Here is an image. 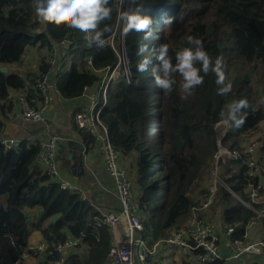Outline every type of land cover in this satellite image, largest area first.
<instances>
[{"label": "trees", "instance_id": "obj_1", "mask_svg": "<svg viewBox=\"0 0 264 264\" xmlns=\"http://www.w3.org/2000/svg\"><path fill=\"white\" fill-rule=\"evenodd\" d=\"M130 11H139L153 18L154 38L142 39L143 33L132 32L124 38V52L129 59V79L120 77L108 84L106 104L100 119L107 128L109 141L122 156H137L135 186L143 223V235L150 240L168 236V230L178 229L195 204L193 191L196 182L207 170L216 145L215 124L227 114V105L247 99L246 122L239 128L227 129L222 144L231 150L242 151L246 134L264 122V0H134ZM112 18L105 21L111 27L108 39L117 22V0H110ZM171 18L172 23L165 21ZM101 24L100 27H103ZM84 33L53 24H41L35 18L33 0H0V134L7 115L11 112L8 98L11 90L23 89L25 79L11 69L21 61L28 47L52 48L63 39L71 42L61 46V63L70 59L68 68L56 70L54 81L61 96L67 99L82 95L86 86H98L101 70L117 63L115 50L107 43L103 48L88 47ZM188 36L202 40L213 63L223 58L226 82L232 91L227 96L218 94L215 73L204 75V83L193 90L186 100L181 99V77L173 74L176 83L166 94L155 86L152 68L158 67L154 50L168 44L169 56L175 63V53L184 47ZM147 51L137 55L138 46ZM144 57L152 58L147 72L137 71V63ZM91 60V66L87 59ZM53 69L41 59L33 75L29 93H23L31 104L40 100L35 81L40 74ZM32 88V89H31ZM33 101H31V98ZM255 128V129H254ZM93 145L94 137L82 132ZM158 135V138L155 137ZM259 142L257 161L264 164V130L256 137ZM241 147V148H240ZM41 150L37 142L20 141L7 149L0 143V264H18L23 247L28 245L31 231L38 230L45 249L38 245L29 252L38 257L37 264H106L111 244V232L106 224L97 226L93 216L99 212L76 192L62 189L37 161ZM156 173L152 174L153 163ZM246 156L228 160L223 181L230 191L220 185L215 204L221 203L222 220L233 227L231 240H241L247 224L256 213L235 198L249 201L250 178L245 165ZM134 191V186H133ZM264 196V185L261 188ZM261 203L254 205L259 208ZM39 208L32 218L26 209ZM118 211V210H116ZM259 219V218H257ZM256 219V220H257ZM171 230V231H172ZM68 238H78L87 256L65 254L54 246ZM42 250V253L39 252ZM213 264H220L216 261Z\"/></svg>", "mask_w": 264, "mask_h": 264}, {"label": "built area", "instance_id": "obj_2", "mask_svg": "<svg viewBox=\"0 0 264 264\" xmlns=\"http://www.w3.org/2000/svg\"><path fill=\"white\" fill-rule=\"evenodd\" d=\"M134 3V0H117L119 11L117 14V29L120 36L118 39L121 38L122 42L116 47L112 45L111 47L115 50L118 61L113 68L106 67L104 70H101L104 72V75L97 87L91 88L86 86L84 88L82 95L87 96L88 105L84 110L73 113V121L77 128L81 132L94 137L103 166L113 180L115 194L120 204L118 211H99L97 215L93 216V223L97 226L106 224L111 232V244L107 253L106 264H146V261L156 252L159 246L168 245L180 249L183 254H190L188 259H191L194 264H213L221 258L219 253V234L216 231L215 223L208 216V211L216 199L219 185L223 184L218 174V164L211 171L210 176L212 181L208 189L201 195L198 194L196 196L195 204L191 206L189 215L182 225L168 236L149 244L147 238L142 233L144 227L140 218L139 202L134 195L129 172L121 165L119 161L121 153L109 141L107 128L100 119V111L106 104L108 84L116 80L119 74L125 76L126 79L130 77L129 59L124 52V38L120 35L122 23L119 14L122 10L130 11ZM113 36L114 31L109 38ZM70 42V40L63 39L60 42H55L52 46L47 61L53 69L49 70L48 73L40 74L34 84L35 89L40 92V100L32 105L24 94L18 96L20 106L18 113L21 120L40 122L44 119L43 113L50 103V92L51 90L58 91L53 79L58 65L56 53L61 46H66ZM87 64L91 66L90 58L87 59ZM119 68H121V73L118 72ZM60 140L61 138L55 134L49 135L48 139L41 144L37 161L62 189L76 192L80 195L81 199L88 200L78 183L67 179L59 172L57 153ZM17 142L18 140L16 139L0 138V143L7 149L16 145ZM256 148H258L257 141ZM241 154L247 156L245 164L250 178L264 171V167L257 161L254 148H247L244 152L231 151L225 148L221 152L223 159L226 156L227 160L236 159ZM223 163H226L225 159L222 161ZM248 186L249 201L238 197L237 200L240 204L252 209L256 213V218L248 223V225H251L257 218L264 219V196H262V184L259 181L255 184L248 183ZM257 203H261L259 208L254 207ZM95 208L97 207L95 206ZM232 231L233 227L225 228V233L229 236ZM78 241V238H68L56 244L54 249L65 254ZM232 241L234 243L238 242L236 239ZM40 249H45L44 243L41 244ZM240 253L246 255H264V242L258 240L246 243L240 250L235 252V256L237 257Z\"/></svg>", "mask_w": 264, "mask_h": 264}, {"label": "crops", "instance_id": "obj_3", "mask_svg": "<svg viewBox=\"0 0 264 264\" xmlns=\"http://www.w3.org/2000/svg\"><path fill=\"white\" fill-rule=\"evenodd\" d=\"M61 48H59L56 53L57 60H59L58 58L60 55H63L62 50L64 47L62 50ZM32 50L33 54H31ZM50 53V49H47L46 47L38 48L37 46H32V48L29 49L30 58L33 55H36L34 72L27 73L26 71L19 70L18 65L22 63L28 64V62L24 63V59H22L21 62L11 65V69L13 71L24 77L25 85L23 89L10 91L8 105H11L12 111L7 115V119L3 131L0 134V138L16 139L19 142L25 141L27 144L37 142L41 146V144H43L48 139L49 135L55 134L61 138L59 141L58 150L61 145L66 144L69 139H74L77 142H80L86 148V153L83 155V162H78V164L74 167H70L72 161L67 158V156L70 154L67 152V150L64 149L62 153H57V167L60 174L67 179L78 183L82 191H84L88 201L94 206V208L95 206L97 207L95 209L98 212L119 210L120 204L115 194L114 183L103 166L101 155L97 149V143L94 142L93 145H90L89 141L83 138L82 132L77 128L73 121V113L84 110L87 107L88 98L86 95L67 99L62 97L59 91L51 90L50 103L43 113L44 119L42 121H23L19 117L18 111L20 106L18 102V96L23 93H29V95H31L29 92V87L31 81L33 80V75L38 74V61L39 59L47 60V55L50 56ZM69 64L70 59L66 60L65 65H62V63L59 61L56 70L59 71L66 69L68 68ZM95 87L97 86L91 88ZM30 98L31 101H33V98ZM263 130L264 122L263 124H259L257 126V129L253 134L254 138H256L260 132L262 133ZM136 158L137 156L134 154H129V156L121 155L119 161L121 165L128 170L129 175L131 176L132 184L134 186V195L135 197H138V188L135 186V176L137 171ZM69 168L73 170L74 174L68 171ZM260 178L263 183L262 185H264L263 176H260ZM195 195L197 196L198 193H195ZM216 199L214 202H216ZM221 211L222 207L220 202L215 206H211L208 211V216L215 223L216 231L219 234V253L221 258L218 260L220 261V264H264L263 254L246 255L244 253H240L237 257L235 256V252L240 250L241 247L246 243L256 242L258 240L264 242V219L259 218L255 223L251 225L247 224L243 239L237 240L238 242L234 243L230 239V236L225 233V225L222 220ZM38 212L39 208L37 207L26 209V213L31 220ZM171 230L165 231V233L170 234L173 232V230ZM161 238H163V236L159 237L158 239ZM157 240L147 239L149 244L154 243ZM42 243L43 241L41 239L40 232L38 230L31 231L28 245L23 247V253L20 260L18 261V264H37L39 260L38 257L33 256L29 250L36 248ZM69 251L72 253H77L83 260L86 258L88 252L87 247L83 243H81L78 247L73 246L66 252L68 253ZM39 252L42 253V250ZM188 256H190V254H183L181 250L176 247H170L169 245L159 246L156 252L146 261V264H194L191 259H188Z\"/></svg>", "mask_w": 264, "mask_h": 264}, {"label": "clouds", "instance_id": "obj_4", "mask_svg": "<svg viewBox=\"0 0 264 264\" xmlns=\"http://www.w3.org/2000/svg\"><path fill=\"white\" fill-rule=\"evenodd\" d=\"M33 8L35 18L39 23L53 24L57 27L67 26L68 28L78 30L85 34L84 40L88 47L103 48L107 46L106 34L111 32V27L108 24H104V22L112 18L110 0H33ZM119 18L122 23L120 31L122 38L126 39L132 32L143 33L142 39L144 41H150L154 38L152 30L153 18L151 16L142 15L138 10H122ZM165 23H172V19L168 18ZM101 24H104V26L100 27ZM187 43L192 45V47H184L177 50L175 53V63H173L169 56L168 44H161L154 50L155 60L158 61V67L154 66L152 68L155 86L162 89L166 94L171 93L173 85L176 83L173 79V74L178 73L181 77L179 85L182 93L181 99L186 100L193 94L195 88L204 83V75L212 72L215 73V82L219 86L218 94L227 96L232 91V84L231 82H226L227 77L224 70L223 58L217 57L213 63L212 58L203 46L202 40L197 37L188 36ZM146 51L147 45L141 43L136 50V54L142 55ZM151 63L152 58L144 57L137 63V71L141 73L147 72ZM201 73L204 75H201ZM248 107L249 103L247 99H240L229 103L227 105V114H221L223 125L227 129L243 126L246 122V113L244 115H240V113ZM243 149H247V147L245 146ZM239 152H243V150ZM256 152L255 155L257 156ZM261 165L264 167V164ZM223 184L227 186L224 181ZM223 184L220 185L224 186ZM225 188L230 191L228 186ZM233 195L237 199L238 196Z\"/></svg>", "mask_w": 264, "mask_h": 264}, {"label": "rangeland", "instance_id": "obj_5", "mask_svg": "<svg viewBox=\"0 0 264 264\" xmlns=\"http://www.w3.org/2000/svg\"><path fill=\"white\" fill-rule=\"evenodd\" d=\"M119 13V11H118V5H117V14ZM117 26H118V17H117V22H116V25H115V28H114V36L112 37V38H109V40H108V44H110V45H112V46H114V47H116L120 42H122V39L120 38V39H118L120 36H119V31H118V29H117ZM30 48H32V47H28L27 49H26V51H25V53H24V55H23V57H22V59H24V63L25 62H28V64H20V65H18L19 66V70L21 71V70H23V71H26L27 73L28 72H34L35 71V59H36V55H33L31 58L29 57V49ZM31 54H33V50L31 51ZM122 56V55H121ZM27 57V58H26ZM48 55H47V59H48ZM125 57V56H124ZM22 59H21V61H22ZM20 61V62H21ZM40 61H41V59H39V61H38V64L37 65H39V63H40ZM117 61H118V59H117ZM64 63V62H63ZM62 63V65H65V64H63ZM12 68V67H11ZM120 70H121V68H119L118 69V72L119 73H121L120 72ZM100 74L102 75V77H103V75H104V72L103 71H101L100 72ZM120 75L121 74H119L118 76H117V78L116 79H118L119 77H120ZM260 124H263V122H261ZM255 129V128H254ZM257 129V128H256ZM255 129V130H256ZM215 130H216V145H217V148H216V150H215V152H214V155H213V158H212V160H211V162H210V164H209V167L207 168V170L206 171H204V173H203V175H202V177L196 182V184H195V189H194V191H193V197H194V199L196 200V195H195V193H198L199 195H201L202 193H204L207 189H208V187H209V185H210V183H211V181H212V178H211V176H210V174H211V171L214 169V166L216 165V164H218V174L220 175V179L223 181V177L222 176H224L223 174V172H224V169H225V165L224 164H226V163H223L222 164V161L225 159V162H227L228 160H227V158H226V156H224V159H223V157H222V155H221V152L226 148V149H228V150H231L230 148H228L227 146H225V145H223L222 144V138H223V136H224V134L226 133V131H227V128L223 125V123H222V120L221 121H219V122H217L216 124H215ZM255 130H252L251 131V133L250 134H246L245 135V137L244 138H246L244 141H243V143H242V147H247V148H254V150H255V152H256V150H257V148H256V141H257V139L256 138H254V136H253V134H254V131ZM224 132V133H223ZM155 137L156 138H158V135H155ZM241 148V147H240ZM242 150H243V152L246 150V149H243L242 148ZM157 162L155 161L154 163H153V170H152V174H153V176L154 177H159V180L161 181V183H160V187H162V176L160 175V174H158V173H156V171H157ZM130 176V175H129ZM260 176H263V178H264V172H261L260 174H259V176H258V178H259V182L261 183V184H263L262 183V180H261V178H260ZM130 178H131V176H130ZM220 187V186H219ZM218 193V192H217ZM197 202V201H196ZM216 204H215V202L212 204V206H215ZM214 208V207H213ZM257 220H255L254 221V223L256 222Z\"/></svg>", "mask_w": 264, "mask_h": 264}, {"label": "water", "instance_id": "obj_6", "mask_svg": "<svg viewBox=\"0 0 264 264\" xmlns=\"http://www.w3.org/2000/svg\"><path fill=\"white\" fill-rule=\"evenodd\" d=\"M0 71L5 72L7 71V67L1 66ZM67 150L70 154L67 156L69 160L72 161V164L70 167H74L78 164V162L82 163L83 162V155L86 153V148L80 143L77 142L74 139H69L66 144L61 145L59 148L58 152L62 153L63 151ZM74 150V153H73ZM77 152V154H76ZM69 172L74 174L73 170L71 168L68 169Z\"/></svg>", "mask_w": 264, "mask_h": 264}]
</instances>
